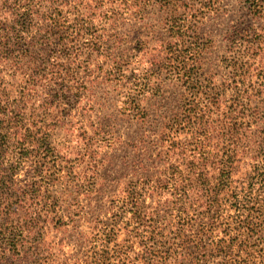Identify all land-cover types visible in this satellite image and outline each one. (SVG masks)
Segmentation results:
<instances>
[{
	"label": "trees",
	"instance_id": "trees-1",
	"mask_svg": "<svg viewBox=\"0 0 264 264\" xmlns=\"http://www.w3.org/2000/svg\"><path fill=\"white\" fill-rule=\"evenodd\" d=\"M39 2L0 0V264L31 258L43 263L38 246L58 180L47 173L56 158L52 136L61 121L60 105L71 100L69 82L76 78L69 65L52 63V71L41 68L43 62L33 65V16L48 19L36 9ZM261 2L250 0V6ZM74 20L84 23L80 13ZM38 29L43 40L53 36L60 51L62 41L83 34L82 27L72 34L62 30L56 17ZM110 36L111 48L118 49L121 35ZM97 38L88 40L90 49L106 52L105 40ZM231 42L218 77L202 72V41L180 38L160 45L150 71L179 84V110L168 119L169 132L185 137L169 141L168 161L154 176L127 187L121 208L128 206L131 229L123 257L101 245L118 230L114 223L103 224L96 249L83 264H107L104 259L111 264H264V72L255 67L252 46ZM117 57L120 61L113 62L123 66L124 55ZM138 96L126 95L133 109L139 107ZM214 132L223 137L220 159L205 141ZM137 189L159 197L156 205H147Z\"/></svg>",
	"mask_w": 264,
	"mask_h": 264
},
{
	"label": "rangeland",
	"instance_id": "rangeland-1",
	"mask_svg": "<svg viewBox=\"0 0 264 264\" xmlns=\"http://www.w3.org/2000/svg\"><path fill=\"white\" fill-rule=\"evenodd\" d=\"M261 3L252 9L250 0H40L36 9L48 19L33 16V65L43 62L41 68L52 71V63H62V68L69 65L76 71L69 82L71 100L60 105L61 121L52 136L56 158L54 166L47 165V173L58 180L51 187L53 199L38 246L42 264H83L96 249L98 229L111 223L117 226L116 236L113 233L101 245H107L110 255L123 257L131 229L128 206L121 208L127 187L145 175L154 176L168 161L169 141L185 137L169 132L168 119L179 110V84L150 71L160 45L180 38L202 41V72L218 77L231 41H237L252 46L255 67L264 72V0ZM78 13L84 23L74 20ZM51 17L62 20V30L72 34L82 27L83 34L62 41V51L58 50L54 37L43 40L38 29ZM116 33L122 40L112 49L110 35ZM93 36L105 40L106 52L90 49ZM119 53L125 61L117 67L113 59L120 61ZM129 93L135 100L139 95L138 109L126 98ZM207 137L212 138L205 139L210 154L220 159L223 137L217 132ZM137 191L147 205H156L159 197ZM116 245L117 253L112 251ZM23 264L38 262L31 258Z\"/></svg>",
	"mask_w": 264,
	"mask_h": 264
}]
</instances>
